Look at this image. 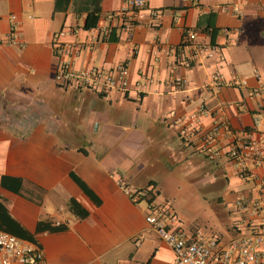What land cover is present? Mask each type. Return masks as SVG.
Instances as JSON below:
<instances>
[{"label": "crops", "instance_id": "1", "mask_svg": "<svg viewBox=\"0 0 264 264\" xmlns=\"http://www.w3.org/2000/svg\"><path fill=\"white\" fill-rule=\"evenodd\" d=\"M123 1L0 0V228L36 242L44 252L36 264H171V248L144 218L150 202L172 206L157 198L160 170L184 165L197 181L211 174L226 182L233 199L264 198V150L242 177L228 136L203 140L216 120L264 139V116L253 122L264 98L247 93L264 82V0H143L128 23L110 16ZM97 25L108 27L107 38L66 59L103 70L123 63L126 87L58 85L52 33L63 28L61 40L87 42ZM193 43L215 50L189 65L174 61V48L187 56ZM214 71L223 84L206 89ZM201 101L207 111L189 127ZM70 197L85 216L70 210ZM230 208L221 230L228 235L216 232L223 240L237 232ZM169 226L196 231L179 217Z\"/></svg>", "mask_w": 264, "mask_h": 264}, {"label": "built area", "instance_id": "2", "mask_svg": "<svg viewBox=\"0 0 264 264\" xmlns=\"http://www.w3.org/2000/svg\"><path fill=\"white\" fill-rule=\"evenodd\" d=\"M196 3L197 0H188ZM143 6V0H125L117 9L110 13V16H126L127 23L131 17L136 15L139 8ZM237 10V7H233ZM152 15L159 13L158 9H149ZM14 16L10 29L12 31ZM133 17V18H134ZM65 29L60 28L52 33L51 46L60 55L57 68L54 72V80L58 85H71L89 89H103L117 87L124 89L127 83V71L123 63L117 64L113 69L103 70L102 68L90 65L88 67H72L66 58L77 57L95 41L106 39L108 27L97 25L93 27L89 40H61ZM12 37V36H11ZM10 37V38H11ZM173 49V48H171ZM190 54L182 55L174 48L173 59L184 65H189L191 60L198 57L199 53L211 56L215 48L205 43H193L190 46ZM253 74L258 76L254 70ZM243 79L239 84H244ZM223 84V79L214 71L206 89L218 88ZM251 96L264 98V82L258 86L248 89ZM207 111L205 103L199 102L197 107L188 115L189 127H196V122L202 114ZM264 116V110L255 113L253 122L257 123ZM184 128H180L181 133ZM222 134L230 138V145L227 149L228 158L232 170L242 176H250V162L257 164L261 160L264 150V139L257 142L248 131L241 133L233 130L225 120L214 121L204 132L203 140L209 144L213 138ZM264 135V134H263ZM209 153H210V149ZM264 182V180H263ZM119 185L125 192L135 199V193L119 181ZM148 213L145 220L150 224L155 233L164 240L172 250L171 264H264V198L260 196L247 198L236 196L231 203V212L235 215L232 226L237 232L227 239H222L216 233L204 234L196 230L194 233H185L179 227L169 226V222L177 220V214L173 207L166 203H148ZM246 212L247 216L242 217ZM44 257L43 249L34 241L15 235L0 228V264H36Z\"/></svg>", "mask_w": 264, "mask_h": 264}, {"label": "rangeland", "instance_id": "3", "mask_svg": "<svg viewBox=\"0 0 264 264\" xmlns=\"http://www.w3.org/2000/svg\"><path fill=\"white\" fill-rule=\"evenodd\" d=\"M178 167L172 168L169 173L164 170L158 172L160 192L157 198L166 199L178 217L199 232L208 234L221 231L227 222L224 213L233 199L228 184L212 178L211 174L197 181V177L188 173L184 165ZM222 233V238L228 235Z\"/></svg>", "mask_w": 264, "mask_h": 264}, {"label": "trees", "instance_id": "4", "mask_svg": "<svg viewBox=\"0 0 264 264\" xmlns=\"http://www.w3.org/2000/svg\"><path fill=\"white\" fill-rule=\"evenodd\" d=\"M85 28H88L90 24H84ZM69 175L74 180V182L87 194L91 197L95 202H98L97 198L93 195L91 190L86 186V184L79 178L73 171H69ZM70 210L77 216L82 217L86 215V210L81 207V205L72 197H70L67 201ZM62 224L54 225L53 228H61Z\"/></svg>", "mask_w": 264, "mask_h": 264}]
</instances>
